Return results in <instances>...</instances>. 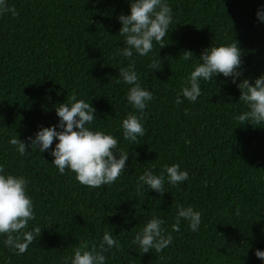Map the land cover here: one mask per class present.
Here are the masks:
<instances>
[{"label":"trees","instance_id":"16d2710c","mask_svg":"<svg viewBox=\"0 0 264 264\" xmlns=\"http://www.w3.org/2000/svg\"><path fill=\"white\" fill-rule=\"evenodd\" d=\"M130 3L7 0L19 15H0V165L30 181L36 219L26 230L39 226L41 235L21 255L0 236V264H62L81 241L98 245L106 228L121 245L109 250L106 264H264L255 256L264 251V124L235 119L248 110L237 84L264 75V22L257 17L264 0H167L173 22L165 47L153 42L151 53L133 57L141 86L154 97L138 144L123 138V119L139 113L118 75L130 62L117 55L125 46L118 17L130 15ZM233 42L242 52L236 84L222 74L201 80L195 103L176 104L202 51ZM185 50L193 59L182 58ZM154 58L160 70L149 67ZM73 93L96 109L91 130L112 134L129 154L111 185L87 187L69 170L60 174L50 155L58 141L43 153L28 147L24 155L9 143L17 136L28 144L40 126L57 125L55 107ZM173 164L188 172L186 181L172 186L166 178L162 196L147 186L137 194L145 170L159 175ZM177 204L201 212L197 232L183 219L172 231ZM154 215L173 240L160 253L143 254L131 241Z\"/></svg>","mask_w":264,"mask_h":264},{"label":"clouds","instance_id":"9594fccd","mask_svg":"<svg viewBox=\"0 0 264 264\" xmlns=\"http://www.w3.org/2000/svg\"><path fill=\"white\" fill-rule=\"evenodd\" d=\"M6 13H11L14 18L19 15L14 6L9 7L7 0H0V15ZM257 17L264 22V11L258 10ZM118 21L121 24L119 35L124 37L125 46L117 51V55L130 61L126 67L120 68L118 75L130 86L126 94L128 104L139 113L138 116L129 112L123 119V138L138 144V137L145 135L142 123L144 111L154 97L139 82L134 53L147 56L153 51V42L160 44L161 49L165 47L163 40L173 22L172 9L167 0H131L130 15L121 14ZM193 57L191 51L185 50L182 53V58L186 61ZM241 57L242 52L237 42L204 49L199 58L200 63L193 66L187 84L181 87L176 104L183 103L185 99L195 103L202 94L201 80L211 82L222 74L225 78H232V83L236 84L242 75ZM161 64L160 59L154 58L149 67L157 71ZM120 82V79L116 80L117 84ZM237 87L241 92L239 101L248 110L235 119L241 124H264V75L257 78L254 84L249 79H243ZM55 113L59 123L51 127L40 126L34 137H28V144L20 141L17 136L11 138L9 143L20 155H24L28 147L43 153L51 148L54 141H58L50 155L54 158L52 164L60 174L69 170L81 185L92 188L113 184L124 172L129 154L118 148V139L112 134L91 130L89 125L95 119L96 109L84 99L78 100L73 93L68 96L67 101L56 105ZM166 178L168 184L177 186L188 179V172L181 170L179 164L165 165L159 175L154 174V168L145 170L136 183L137 194H141V190L147 186L162 196L166 192ZM29 183L23 176L5 174V166L0 165V236L6 237L5 247L17 255L26 252L36 237L41 235L39 226L26 230L29 222L36 219L33 200L27 194ZM175 207L177 214L172 231L180 230L183 219L188 221L192 232H197L202 222L201 212L190 205L185 207L177 204ZM164 224V220L154 215L135 235L131 244L137 246L143 254L153 249L157 253L162 252L173 240L172 235L163 228ZM112 248L119 251L121 245L106 228L98 245L96 242L89 245V242L81 241L73 249L71 257L63 258L62 264H106V254ZM255 256L264 260V251L256 250Z\"/></svg>","mask_w":264,"mask_h":264}]
</instances>
